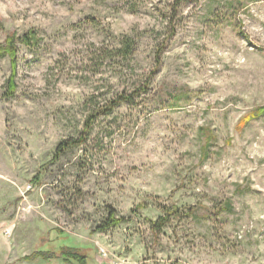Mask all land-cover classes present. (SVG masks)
Listing matches in <instances>:
<instances>
[{
  "label": "rangeland",
  "instance_id": "374dc122",
  "mask_svg": "<svg viewBox=\"0 0 264 264\" xmlns=\"http://www.w3.org/2000/svg\"><path fill=\"white\" fill-rule=\"evenodd\" d=\"M176 1L0 0V45L41 41L18 43L12 98L0 58V264H64L24 260L62 247L89 264H264V0H194L172 23ZM143 87L55 160L93 108ZM109 207L126 222L95 232Z\"/></svg>",
  "mask_w": 264,
  "mask_h": 264
},
{
  "label": "trees",
  "instance_id": "16d2710c",
  "mask_svg": "<svg viewBox=\"0 0 264 264\" xmlns=\"http://www.w3.org/2000/svg\"><path fill=\"white\" fill-rule=\"evenodd\" d=\"M193 1L194 0H177L173 6L174 15L171 18V22L173 23V21L175 20L176 14L179 10V6L182 3L193 2ZM40 42L41 41L38 37V33H36L35 31H30L29 33L19 38H17L16 36H12L8 39V42L6 43L5 46L0 45V58L9 57L13 69L12 76L7 82L5 97L12 98L15 96L17 91V85L15 79L17 76L16 71H17V63H18L17 60L18 43L27 48H35L40 44ZM133 47H134L133 42L131 40L126 39L122 43V47L116 50V55L121 57L122 60H127L133 53ZM99 56H100L99 59H101L102 55ZM160 64H161V52L158 51L156 53V69ZM147 89H148L147 87H143L133 92L130 95H126V94L118 95L114 99H112L109 103L102 106H96L95 108H93V111L89 114L88 118L86 119V122L84 124V129L81 132L80 136L77 139L62 141L59 144V146L56 149L55 160H57L60 156L66 154L70 150L74 148H78L82 144L86 143L93 130V125L99 116L111 114L115 109H117L122 105H135L137 97H139L141 92H147ZM177 214L178 211L176 210H166L165 217H162L157 222L153 223V230L155 232L161 231L170 223L171 219L177 217ZM125 222H126L125 218L119 217L117 211L112 207H109L107 208V214L105 220L102 222V224L99 227H97L95 232L105 233L112 229L118 228L121 224ZM59 233L62 236L65 235L61 231H59ZM48 254L50 253L38 252L32 255L31 257L25 258L24 260L31 261L39 257L44 262L57 260L64 264H89V259L86 256L81 255V253H79L77 249H71V247H62L59 255L56 256V258L55 256L52 255L50 256ZM52 257H54V259H52Z\"/></svg>",
  "mask_w": 264,
  "mask_h": 264
},
{
  "label": "built area",
  "instance_id": "2783aa9c",
  "mask_svg": "<svg viewBox=\"0 0 264 264\" xmlns=\"http://www.w3.org/2000/svg\"><path fill=\"white\" fill-rule=\"evenodd\" d=\"M101 253L104 255V256H107L106 253L104 251H101Z\"/></svg>",
  "mask_w": 264,
  "mask_h": 264
}]
</instances>
